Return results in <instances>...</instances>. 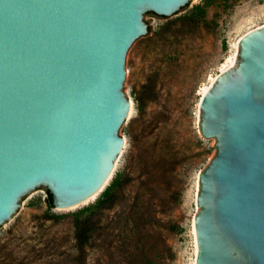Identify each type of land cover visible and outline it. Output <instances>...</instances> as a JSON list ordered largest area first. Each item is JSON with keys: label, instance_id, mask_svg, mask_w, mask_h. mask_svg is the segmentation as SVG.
Segmentation results:
<instances>
[{"label": "water", "instance_id": "water-1", "mask_svg": "<svg viewBox=\"0 0 264 264\" xmlns=\"http://www.w3.org/2000/svg\"><path fill=\"white\" fill-rule=\"evenodd\" d=\"M193 0H0V227L47 189L63 211L101 193L129 116L125 56ZM214 139L197 174L195 264H264V25L238 41L237 63L198 102Z\"/></svg>", "mask_w": 264, "mask_h": 264}, {"label": "trees", "instance_id": "trees-1", "mask_svg": "<svg viewBox=\"0 0 264 264\" xmlns=\"http://www.w3.org/2000/svg\"><path fill=\"white\" fill-rule=\"evenodd\" d=\"M227 1L202 0L187 14L164 24L158 40L172 47L173 40L205 22L208 8L225 6ZM149 34L148 27L145 36ZM148 40L155 44L157 38ZM156 96L151 82L143 87L135 98L139 119ZM153 131L157 134L151 140ZM185 141L176 140L173 129L155 119L143 122L140 136L137 140L132 137L127 156V169L137 171L117 172L92 204L69 214L52 212L46 189L45 211L30 220L33 237L22 239L17 220L0 239V264H41L43 260L42 264H157L162 260L158 251L163 261H170L173 254L164 234L171 230V214L181 200L178 170L190 159L200 160L206 154L199 138L193 145L199 149L196 153ZM29 241L31 248L24 261L17 252ZM95 252L97 258L89 259Z\"/></svg>", "mask_w": 264, "mask_h": 264}, {"label": "rangeland", "instance_id": "rangeland-1", "mask_svg": "<svg viewBox=\"0 0 264 264\" xmlns=\"http://www.w3.org/2000/svg\"><path fill=\"white\" fill-rule=\"evenodd\" d=\"M201 2L202 0H193L177 14L165 19L154 14L144 15L143 22L150 28V34L136 40L125 56L126 74L123 93L130 101V111L119 133V136L124 139L123 149L114 164L106 186L117 172L137 171L127 169V156L132 137L137 140L145 121L155 119L159 124L170 126L173 129L174 138L181 141L187 139L193 153L199 151L193 146L195 139L199 138L202 141V150L206 151L200 160H198L199 157L192 158L178 170L182 181L181 200L171 214V230L164 234L173 255L170 261H163V254L158 251L162 260H158L157 264H192L195 259L192 222L197 213L195 205L198 191L197 174L213 158L215 149L214 139L204 140L198 134V102L201 97L199 92L202 87L208 85L210 78L219 74L226 58L234 52L233 44L247 31L264 25V0H228L225 6L208 8L205 22L199 28L189 29L186 34L173 40L172 47L167 42L158 40L164 24L187 14ZM151 36L154 39L157 38L155 47L152 40H148ZM150 82L157 96L154 101L145 105V116L139 119L135 109V98L142 94L143 87ZM156 134L157 132L153 131L149 138L154 140ZM99 195L100 193L84 205L63 211L52 209V212L74 213L92 204ZM45 199V190L37 188L28 192L22 198L20 207L11 220L0 227V239L17 220L19 227L22 228V239L33 237L34 230L30 229V220L33 215H39L45 211ZM19 234H21L20 231ZM30 244L31 241L26 242L24 245L27 246H23L17 252L24 261H26L25 255L29 254ZM95 258H97L96 252L89 259ZM44 262L45 260L42 261Z\"/></svg>", "mask_w": 264, "mask_h": 264}, {"label": "bare ground", "instance_id": "bare-ground-1", "mask_svg": "<svg viewBox=\"0 0 264 264\" xmlns=\"http://www.w3.org/2000/svg\"><path fill=\"white\" fill-rule=\"evenodd\" d=\"M262 26V25H261ZM258 27H260V26H257V27H255V28H258ZM255 28H253V29H255ZM252 30V29H251ZM250 31V30H249ZM249 31H247V32H249ZM246 32V33H247ZM245 34V33H244ZM243 34V35H244ZM242 35V36H243ZM241 36V37H242ZM240 37V38H241ZM239 38V39H240ZM239 39H238V41H239ZM238 41L237 42H235L234 44H233V49H234V52H233V54L232 55H230L229 57H227L226 58V60H225V62L222 64V66H221V68H220V72H224V71H226V70H228V69H230V68H233L235 65H236V63H237V53H238ZM215 78L216 77H212V78H210V80H209V83H208V85H206V86H204V87H202L201 89H200V96H202L207 90H208V88H209V86L214 82V80H215ZM95 198V196H92L91 198H89V199H87L86 201H84L83 203H81L80 205H84V204H86V203H88V202H90L92 199H94ZM193 234H194V239H195V233H194V229H193ZM195 242V241H194ZM196 251H197V249H196V242H195V248H194V255L196 256ZM192 264H195V259H193V261H192Z\"/></svg>", "mask_w": 264, "mask_h": 264}]
</instances>
